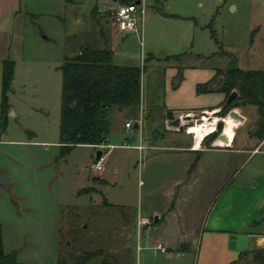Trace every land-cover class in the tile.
I'll return each mask as SVG.
<instances>
[{"label": "rangeland", "instance_id": "374dc122", "mask_svg": "<svg viewBox=\"0 0 264 264\" xmlns=\"http://www.w3.org/2000/svg\"><path fill=\"white\" fill-rule=\"evenodd\" d=\"M145 1L147 13L143 35L132 33L120 38L115 61L142 68L144 120L138 122L139 128L133 124L129 137L133 135L135 139H130V144L136 145L140 139L147 144L156 132L158 145H165L176 134L166 127L185 132L188 127L181 125L180 113L167 117L168 126L165 127V71L181 68L183 73L187 68L226 66V57L214 58L210 64L196 62L197 53L210 55L221 50L236 54L243 69L264 70V0ZM108 4L113 7L107 10L104 7ZM119 4V0H23V11L2 23L1 29L11 44V58L17 63L15 93L11 96L17 115L9 116L0 141V174L5 171L14 181L9 188L0 184V223L6 252L16 249L18 260L23 264H55L61 247L60 230L65 241L76 238L75 248L101 250L102 255L95 261L105 257L107 262L114 264H198L196 257L191 258L190 254L187 255L190 261L184 258L162 261L158 255L162 253L154 251L156 233L145 232L143 239L131 235L132 223L137 221L138 215L142 213L151 218L153 209L160 206L157 191L172 174L163 161H151L152 153L157 150L114 147L104 162V170L99 172L94 165L100 149L80 145L62 160L56 145L61 111L60 67L66 56L76 54L82 46L106 45L100 34L99 21L101 26L111 25V17ZM107 12L110 14L104 15ZM0 36H3L1 32ZM176 55L182 56L176 59ZM175 81H178V75ZM149 109H153V114H149ZM222 109L221 106L215 114L214 109H208L207 113L199 111L194 118L202 123L203 116L209 121L218 117L223 123L222 133L225 127L222 119L234 110L241 119L234 140L237 138L240 142L254 130L259 118L257 106L234 107L226 115ZM117 121V117L113 118V126H118ZM181 135L187 136L182 132ZM219 135L208 137L202 146H209ZM190 137L193 140L191 134ZM249 138L253 148L261 146L264 150V140ZM123 142V139L118 140L119 145ZM214 155L217 159L225 156L223 152ZM116 158L122 159L123 167L114 173L111 166ZM243 158L239 155L240 164ZM231 161L228 166L222 162L220 182L216 178L212 184L206 182L207 188L202 192L199 184L194 187L198 191H190V202L197 195L199 207L194 203L196 211L208 205L217 191L222 194L228 174L226 168L234 167L233 159ZM245 164L236 181L251 172L262 176L264 151ZM87 169L96 175L90 173L87 178ZM98 174L107 178L110 184L105 185L106 180ZM255 181L262 185L264 179L256 178ZM88 186L95 190L92 192L95 197L79 194ZM209 186L213 188L210 191ZM152 190L155 192L153 197L149 196ZM260 192L259 187L254 196ZM105 197L122 207L105 205ZM92 198L94 203L83 210L70 207L91 203ZM256 230L259 238H263L264 220ZM122 232L123 236L118 235ZM195 243L194 240L193 247L197 248ZM165 247L174 252L172 238L166 239ZM248 258L253 260V255Z\"/></svg>", "mask_w": 264, "mask_h": 264}, {"label": "crops", "instance_id": "0c3cea01", "mask_svg": "<svg viewBox=\"0 0 264 264\" xmlns=\"http://www.w3.org/2000/svg\"><path fill=\"white\" fill-rule=\"evenodd\" d=\"M119 1L120 4H123L127 1L130 2L133 0ZM111 7H113V5L108 4L104 8H107L108 10ZM22 11L23 0H0V29L3 21L6 18L15 16L17 17L18 14ZM97 12L98 14L100 13L99 8ZM107 14H110V12H107L106 14L104 13V15ZM99 22L100 34L103 38L107 39L110 48L114 52V62L116 63L115 58L117 57L118 40L130 34L119 32L114 24L101 26V21ZM0 32L3 34V36H0L1 97L2 62L7 58H13H11V44L9 39L7 38V34L3 29H1ZM217 53H213L210 55L197 53L202 55V57L196 60V62L200 63L201 61H206L208 62V64H210L212 59L221 58V56ZM13 60L15 61V59ZM117 64L125 65L121 62ZM216 67L217 65L211 68H187L183 71V78L181 81H175L179 73L177 69L172 68L170 70L169 68L165 71V127L168 126L166 124L169 110H171L174 115L180 112H199L207 111L208 109L218 110L222 106V104L226 100V94L224 92L213 91L199 94L196 90L198 83H205L215 76ZM16 73L17 63L15 61V74L12 82V87L9 92V116L12 117H15L17 115L14 103L11 99L12 94L15 93L14 81L16 80ZM142 107L143 104L141 91V114L138 120V122L140 123H142L144 120ZM149 110V114H153V109ZM116 117L118 120V126H113V124H111V136L109 135L107 142L98 148L101 150V157H104L105 162L114 147H133L136 149L138 148L137 146L141 143L144 146L143 150L146 148L157 150L155 153H152L150 157L151 161H163L162 164L164 163L165 168H168L172 171V174L166 179V184L164 186H161L157 191L159 193V201L161 202L160 206L153 209V216L151 218L143 215L142 213L138 215L137 221L133 222V225L131 226L132 231L130 230V232L132 237H135L136 234L137 238L143 239L142 236L146 235L145 232L156 233L155 240L157 244L162 243L163 245H165L166 239L172 238L173 243L175 244L174 252H169V248H167V251L165 252L156 249V247L154 248V251H159L162 253L158 255H161V257L163 258L162 261L164 262L176 261L179 259L181 260L183 258L185 261H190L187 256L188 254H190L191 258H193L194 256L196 257L195 260L197 259L198 264L200 263V261L201 264H231L240 258V255L244 250H252L254 248V236L258 237V246L264 245V237L259 238L256 230L258 226H253L256 221L261 220L264 216V182L262 183V185H259V182L255 181L256 178L264 179V174L260 176L257 173L251 172L248 175L240 178V181H236L242 173V168H244V166L246 167L245 163L249 159L255 157L257 153L264 151L261 150V146L253 148L251 143L249 144V142L251 141L249 135L241 138L240 142L237 140V138L235 140L233 138L231 143L227 146H221L216 140L206 147L202 146L204 141H201L202 143H200V146L198 147L197 145H195V147L189 133L178 129L169 130L166 127L168 131L176 133L174 134L175 138L172 139L169 144L161 145L159 143L158 145L156 139L157 135L155 132L149 143L146 144L144 143L143 139H140V142L138 144L131 145L130 139H135L133 135L129 137L132 127L127 128V120L124 118L123 112H119ZM115 131L117 132L114 133ZM181 132L186 133L187 136H182ZM114 134L116 135L115 138H113ZM120 139H123L124 142L123 144L119 145L118 140ZM56 145H58V147L60 148V153H62L60 143V125L59 141L56 142ZM88 146L93 147L92 145ZM73 148L70 151H72ZM70 151L67 154H69ZM221 152H223L225 156L222 159L220 156H218L219 159L215 158L214 154ZM67 154H61V159L63 158L62 160H66L64 156H66ZM239 155H243L244 157L241 164L238 162ZM232 159L234 162V167L233 169L232 166H229L230 169L228 167L226 168L228 170V174L225 178V189L223 190L222 194L220 195L221 191H217V194H215L214 197L211 198L208 205L205 204L203 208H198V211H196V205L197 207H199L197 195H195L193 200L190 202L188 197L190 191H198L194 187L199 184V191L202 192V190H205V188H207L206 182L212 184L214 181H216V178L218 179V182H220L223 171L222 162L225 161V164L228 166V164L232 163ZM122 167L123 161L122 159L118 158L115 159L114 163L111 166L114 173L121 171ZM88 170H90L89 175L90 173H92L93 175L92 170L87 169V171ZM89 175L87 174V178L89 177ZM95 175L96 174H94L93 176ZM98 175L106 180L105 185L110 184V181L107 178L100 174ZM8 180L10 182V187H12L14 185V181L9 179V175ZM210 186L208 187L209 191L210 189H213ZM259 187L261 188V192L258 194L256 193V196H254L255 191L258 190ZM87 188H89V186ZM83 190L84 189H82L79 194H87L92 197L94 196V193L86 192ZM154 194L155 192L152 190L150 191L149 196L153 197ZM94 200L95 199H93L91 203H87L86 205L78 204L73 206L70 205V207H74L77 210H83L84 208H87L89 205L94 203ZM105 202V205L107 206L110 205L116 208L122 207V205L120 204L110 202L106 197ZM60 219L61 213L59 216V221ZM119 234L123 236L124 232L118 233V235ZM232 234L247 236L246 247L242 249L232 248L229 244L230 236ZM194 240L196 242L195 244L198 246L197 248L193 247ZM3 241L5 250L4 237ZM13 251L18 252L16 249L10 252ZM57 261L58 259H56L54 263L57 264Z\"/></svg>", "mask_w": 264, "mask_h": 264}, {"label": "trees", "instance_id": "16d2710c", "mask_svg": "<svg viewBox=\"0 0 264 264\" xmlns=\"http://www.w3.org/2000/svg\"><path fill=\"white\" fill-rule=\"evenodd\" d=\"M71 2L72 0H67ZM131 2V1H130ZM129 3V2H126ZM112 24L113 22V17ZM104 47L82 46L74 55L66 56L61 65V114L60 143L61 154H67L77 145H92L99 148L107 142L111 132L113 118L123 112L124 118L138 123L141 114V76L142 68L138 65H120L114 62V52L107 39ZM226 57V66H217L215 76L205 82L198 83L197 93L221 91L226 100L232 91L237 89L238 96L228 105L222 104V113L226 115L234 107L246 104L257 106L259 118L250 137L264 140V70L243 69L239 59L233 52L221 50L217 53ZM182 55H176L179 59ZM202 55L196 54V58ZM15 74V61L7 58L2 62L1 97H0V141L5 133L9 120V92ZM183 78L179 68L178 81ZM236 91V90H235ZM221 113V114H222ZM173 112L168 111V117ZM223 123L219 121L218 131L206 136L217 138L222 131ZM82 191V190H81ZM83 191L94 192L93 188ZM264 220L256 221L259 226ZM60 250L57 264H114L107 262L101 250H80L75 248L76 238L65 241L60 230ZM65 242V244H64ZM253 255V260L249 259ZM114 256H112L113 258ZM0 264H23L19 262L16 252L6 253L4 250L3 229L0 223ZM231 264H264V249L244 250L240 258Z\"/></svg>", "mask_w": 264, "mask_h": 264}, {"label": "built area", "instance_id": "2783aa9c", "mask_svg": "<svg viewBox=\"0 0 264 264\" xmlns=\"http://www.w3.org/2000/svg\"><path fill=\"white\" fill-rule=\"evenodd\" d=\"M146 13H147L146 1L145 0H134V1H131L129 3L120 4L116 8L112 17H113V22H114V24L117 27L119 32H122L125 34L136 33V34L143 35ZM214 111H216V112H214ZM214 111H213V114L217 113L218 110H214ZM202 112L207 113V111H202ZM195 116H196V112H194V111L180 112V114H178V118L181 121V125L182 126H185V125L188 126L186 129V132L192 135L193 143H195V141H196V136L193 132L190 131V126L202 124L205 122L211 123L212 121L215 120V118H214L212 121H209L207 117L203 116L202 120L204 122L198 123L199 119L194 118ZM222 120L224 121V118ZM218 123H219V120H216L214 129L211 130L209 133H207L206 136H209L210 134L218 131ZM133 124H134L133 121L126 122L127 128L133 127ZM217 140L219 141V138ZM202 141H204V139ZM220 141H222V140H220ZM102 145H100V147ZM220 145L221 146H227L228 144L226 143V144H220ZM137 147L139 149L144 148V146L141 143ZM104 162H105L104 157H101V159L96 161L94 168L98 171H102L104 169ZM156 249L163 251V252L167 251V248L162 243H158L156 246Z\"/></svg>", "mask_w": 264, "mask_h": 264}, {"label": "bare ground", "instance_id": "6f19581e", "mask_svg": "<svg viewBox=\"0 0 264 264\" xmlns=\"http://www.w3.org/2000/svg\"><path fill=\"white\" fill-rule=\"evenodd\" d=\"M216 112V111H214ZM218 120V117H215V120L210 122H205L202 124L191 125L190 131L193 132L196 136V141L194 145L200 146L201 141L204 137L209 133L211 130L214 129L215 121ZM225 127H224V134L228 137V143L225 141H218V144H230L234 138L235 130L237 126L241 123V119L237 116L236 112L233 110L228 114L227 118H224ZM196 147V146H195Z\"/></svg>", "mask_w": 264, "mask_h": 264}, {"label": "water", "instance_id": "95a60500", "mask_svg": "<svg viewBox=\"0 0 264 264\" xmlns=\"http://www.w3.org/2000/svg\"><path fill=\"white\" fill-rule=\"evenodd\" d=\"M237 96H238V92L235 91V90L232 91L231 94L229 95V97L226 100V105H228L229 103H231ZM135 127L138 128L139 127V124L138 123H135ZM219 140H222V141H225V142L228 143V140L229 139L224 134V131L222 133H220ZM101 156H102V152H101V150H98L97 151V155H96L97 160L101 159ZM89 172H90V170L87 171V174L88 175H89ZM0 184H2L3 186H6L7 188L10 187V182L8 180L7 173L5 171H3L0 174ZM229 244H230V246L232 248L242 249V248L246 247V245H247V236H245V235L232 234L230 236V242H229ZM253 247L254 248L264 249V245L258 246V237L257 236H254V238H253Z\"/></svg>", "mask_w": 264, "mask_h": 264}]
</instances>
